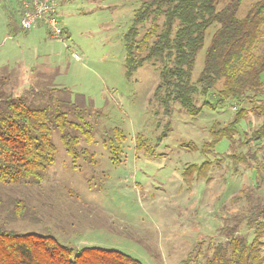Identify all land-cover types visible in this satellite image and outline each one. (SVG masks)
Listing matches in <instances>:
<instances>
[{
	"label": "rangeland",
	"instance_id": "obj_1",
	"mask_svg": "<svg viewBox=\"0 0 264 264\" xmlns=\"http://www.w3.org/2000/svg\"><path fill=\"white\" fill-rule=\"evenodd\" d=\"M143 1L59 0L62 39L52 38L45 26L24 32L19 24L10 36L8 13L0 7V78L8 79L7 90L20 94L44 85L65 90L73 102L84 101L93 113L94 140L88 144L81 139V146L97 158L96 166L81 160L72 167L56 132V162L43 182L0 185V202L25 199L39 215L36 221L5 220L7 229L51 235L75 249L118 250L143 264H181L198 243L205 242L206 249L223 239L220 228L247 207L246 194L264 201V183L255 188L264 141L249 145L252 150L262 147L250 167L241 164L234 172L230 158L250 150L241 141L262 125L263 117L250 114L240 123L235 150L223 138L203 152L213 128L230 122L239 105L215 104L218 91H212L207 100L213 106L197 117L179 104L165 114L154 95L160 81L157 66L146 63L126 77L125 34ZM258 1L244 0L238 16L244 17ZM228 2L216 0V9ZM214 30L212 26L207 32L193 81L203 70ZM253 103L263 104L262 97ZM250 107L246 101L244 108ZM114 128L126 137L119 163L111 161L104 146ZM240 231H246L244 224Z\"/></svg>",
	"mask_w": 264,
	"mask_h": 264
},
{
	"label": "trees",
	"instance_id": "obj_2",
	"mask_svg": "<svg viewBox=\"0 0 264 264\" xmlns=\"http://www.w3.org/2000/svg\"><path fill=\"white\" fill-rule=\"evenodd\" d=\"M243 1L229 0L217 10L216 0H144L134 11L125 34L126 77L132 78L146 63L157 66L160 81L154 95L165 114L179 104L190 116L197 117L205 107L213 106L207 100L212 91H218L215 104L232 101L239 105L230 122L213 128V137L203 152L223 138L235 150L239 125L250 114L263 117V123L241 145L249 147L264 141V0L253 4L240 18ZM0 7L8 13L10 36H15L18 24L24 32L44 26L39 23L24 30L20 25L24 15L20 2L5 1ZM212 26L215 30L203 70L193 81L198 54ZM7 81L0 78V185H40L56 162V132L72 167L77 168L81 160L96 166V154L81 146V139L88 144L94 140L90 122L93 113L84 101L73 102L65 90L44 85L29 86L14 94L7 90ZM259 96L263 104L255 105ZM246 101L251 104L249 109L244 108ZM109 135L104 146L111 161L119 163L126 137L119 128ZM249 149L230 155L234 172L241 164L250 167V160L258 161L257 151L262 147ZM262 160L256 166V189L264 183ZM251 194L245 195L247 207L220 228L223 239L210 242L206 249L205 242L198 243L181 264H264V201L256 202ZM38 216L36 208L25 199L0 202V264H143L118 250L98 246L75 249L60 244L51 235L19 233L5 227V220L36 221ZM243 224L245 232L240 231Z\"/></svg>",
	"mask_w": 264,
	"mask_h": 264
},
{
	"label": "built area",
	"instance_id": "obj_3",
	"mask_svg": "<svg viewBox=\"0 0 264 264\" xmlns=\"http://www.w3.org/2000/svg\"><path fill=\"white\" fill-rule=\"evenodd\" d=\"M20 2L24 8V15L20 19V25L24 30L35 28L42 23L50 29L51 37L62 39L63 27L58 17V0H0Z\"/></svg>",
	"mask_w": 264,
	"mask_h": 264
},
{
	"label": "bare ground",
	"instance_id": "obj_4",
	"mask_svg": "<svg viewBox=\"0 0 264 264\" xmlns=\"http://www.w3.org/2000/svg\"><path fill=\"white\" fill-rule=\"evenodd\" d=\"M58 5H59V0H58Z\"/></svg>",
	"mask_w": 264,
	"mask_h": 264
}]
</instances>
